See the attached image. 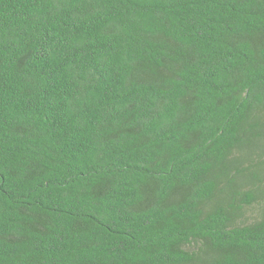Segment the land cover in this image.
Here are the masks:
<instances>
[{"label":"trees","instance_id":"16d2710c","mask_svg":"<svg viewBox=\"0 0 264 264\" xmlns=\"http://www.w3.org/2000/svg\"><path fill=\"white\" fill-rule=\"evenodd\" d=\"M0 264H264V0H0Z\"/></svg>","mask_w":264,"mask_h":264}]
</instances>
